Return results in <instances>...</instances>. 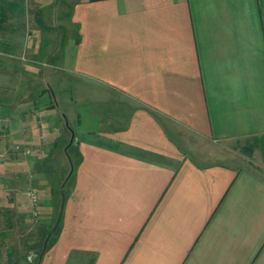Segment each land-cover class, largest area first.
Wrapping results in <instances>:
<instances>
[{
    "label": "crops",
    "instance_id": "crops-1",
    "mask_svg": "<svg viewBox=\"0 0 264 264\" xmlns=\"http://www.w3.org/2000/svg\"><path fill=\"white\" fill-rule=\"evenodd\" d=\"M20 4L36 48L61 27L50 67L83 83L66 128L46 123L69 176L35 264H264V0ZM18 100L3 108L10 153L41 122L16 113L41 95ZM12 170L0 189L17 203Z\"/></svg>",
    "mask_w": 264,
    "mask_h": 264
},
{
    "label": "rangeland",
    "instance_id": "rangeland-1",
    "mask_svg": "<svg viewBox=\"0 0 264 264\" xmlns=\"http://www.w3.org/2000/svg\"><path fill=\"white\" fill-rule=\"evenodd\" d=\"M21 2L22 0H0V178H3L8 169H13L12 175L22 184L20 192L25 194V196L20 195L16 203L1 191L0 264H35L43 251L46 238L50 237V233L55 228L54 224L59 217L58 211L60 212V201L54 207L56 214L53 216L43 214V208L50 200L51 189L55 190L54 195L58 199L60 193L65 192L69 171L61 164L51 165L52 160L56 161L58 155H64L63 152H51L49 149L48 145L54 137H50L53 134L50 135L46 123H50L56 117L58 126L53 128L65 129L68 111L72 109L73 102L83 95L82 82L72 79V76L62 72L58 67H50L51 63H55L52 55L54 51L50 52V50H54L57 45V41L52 40V37L58 39L61 27L58 28L54 20H50L51 23L48 21V24L46 23L48 30L45 33H52L49 35L51 40L36 48L35 42L31 40L32 31L35 30L30 24L32 14L25 9L26 15L29 16L26 24L18 18L20 12L24 14L25 7L20 4ZM8 5L9 11L6 8ZM9 13H14L16 18L10 17ZM34 94L35 97L41 95L42 101H37L36 105L17 106L16 113L24 112L29 108L28 111L34 118L41 120L37 126L39 133L31 139L27 138V141L31 142L29 147L19 146L21 143L15 142L14 152L10 153L3 146L6 139L3 123L7 124L8 120L4 118L3 108L12 101L18 105L19 98L31 101ZM36 140L41 141L42 144L33 145L37 144ZM62 140L61 145L66 146L68 139L64 137ZM236 154L246 160V153L236 152ZM37 183L40 188H37ZM31 192L35 194V203L28 197V193ZM46 221H50L47 229L44 227ZM40 230H44L41 234L42 239H40L41 235L39 236Z\"/></svg>",
    "mask_w": 264,
    "mask_h": 264
},
{
    "label": "water",
    "instance_id": "water-1",
    "mask_svg": "<svg viewBox=\"0 0 264 264\" xmlns=\"http://www.w3.org/2000/svg\"><path fill=\"white\" fill-rule=\"evenodd\" d=\"M63 202V201H62ZM61 210H62V204H61V206H60V213H59V217H58V220H57V222H56V224H55V228L57 227V225H58V223H59V220H60V215H61ZM48 239H49V236L46 238V240H45V242H44V245H43V250L45 249V247H46V244H47V241H48Z\"/></svg>",
    "mask_w": 264,
    "mask_h": 264
},
{
    "label": "built area",
    "instance_id": "built-area-1",
    "mask_svg": "<svg viewBox=\"0 0 264 264\" xmlns=\"http://www.w3.org/2000/svg\"><path fill=\"white\" fill-rule=\"evenodd\" d=\"M1 158V156H0ZM0 194H1V189H0ZM28 197L31 200V202L35 203L36 202V198H35V194L34 193H28Z\"/></svg>",
    "mask_w": 264,
    "mask_h": 264
}]
</instances>
